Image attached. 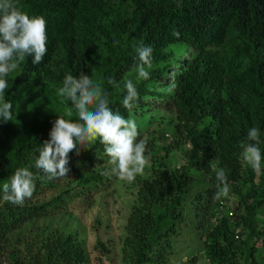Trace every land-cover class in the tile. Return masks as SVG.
I'll list each match as a JSON object with an SVG mask.
<instances>
[{
	"label": "trees",
	"instance_id": "1",
	"mask_svg": "<svg viewBox=\"0 0 264 264\" xmlns=\"http://www.w3.org/2000/svg\"><path fill=\"white\" fill-rule=\"evenodd\" d=\"M16 2L30 16L46 20L48 53L40 65L29 57L8 76L5 99L13 105L14 119L0 121V188L18 168H29L36 180L32 198L22 206L4 201L0 190V264L88 261L76 231L38 224L64 212L73 189L47 201L39 197L83 171H89L77 182L83 193L101 187L109 180L104 146L99 141L83 150L78 146L80 154L69 155L71 171L63 178L50 181L35 167L57 116L76 119L74 109L71 117L66 115L70 105L61 103L57 93L66 75L78 77L81 71L103 83L110 108L126 118L155 111L174 115L164 123L169 131L149 132L152 118L138 127L151 166L148 176L134 182L122 264H170L189 197L210 264H264V0ZM141 45L153 48L148 80L138 79L135 70ZM109 77L120 87L109 85ZM127 80L139 92L131 112L122 107ZM173 81L176 87L169 93ZM252 127L260 130V173L242 156ZM167 132L172 139L163 144ZM173 152L181 153L186 163L170 167L165 161ZM219 169L235 197L231 205V198H213ZM204 172L209 175L203 181Z\"/></svg>",
	"mask_w": 264,
	"mask_h": 264
},
{
	"label": "clouds",
	"instance_id": "2",
	"mask_svg": "<svg viewBox=\"0 0 264 264\" xmlns=\"http://www.w3.org/2000/svg\"><path fill=\"white\" fill-rule=\"evenodd\" d=\"M179 37V32L175 33ZM116 44L119 41L115 42ZM47 22L42 16H30L23 11L16 0H0V121H12L13 105L5 99L9 87L8 76L27 58L31 57L33 65L43 63L48 53ZM138 79L148 80L153 68V48L138 46ZM107 83L119 88L120 84L113 78ZM126 95L122 107L131 112L138 104L139 92L131 80L124 83ZM176 85L173 81L167 91L172 93ZM61 103L70 105L66 115L76 112V119L57 116L49 132V139L42 143L35 167L46 174L48 180H55L69 175V155L90 148L97 141L104 146V152L113 165L112 174L121 181L133 183L138 175H143L149 165L145 155L147 141L138 139L140 133L134 119L126 118L119 110L110 108L109 94L103 83L81 71L78 77L66 75L62 87L58 89ZM247 141L243 144L244 161L256 173L261 171L262 154L260 151V130L256 127L247 131ZM36 177L29 168H18L10 181L2 185L3 200L22 206L26 199H31L35 192ZM217 191L214 199H229L230 187L223 169L216 173Z\"/></svg>",
	"mask_w": 264,
	"mask_h": 264
},
{
	"label": "rangeland",
	"instance_id": "3",
	"mask_svg": "<svg viewBox=\"0 0 264 264\" xmlns=\"http://www.w3.org/2000/svg\"><path fill=\"white\" fill-rule=\"evenodd\" d=\"M134 78L136 79V76ZM160 86L156 85V88L159 89ZM171 117H174L171 112L155 111L151 116L132 119L136 121L138 127L143 128L146 125L143 124L144 121L152 118L153 123L149 126V132H152L163 127L168 131L171 130V127L168 128L164 124ZM166 137L167 140L163 144L172 139L169 132ZM165 162L170 167H179L185 164L186 160L181 153L173 152ZM150 166L149 158V165L145 168L144 174L137 177L148 176ZM104 168L109 180L97 190L83 193L82 189L77 187V182L89 172L83 171L72 174L59 182L56 191L45 192L39 197V201H47L63 190L73 189L71 196L65 199V211L57 216L41 220L38 224L48 229L64 227L76 231L88 255V261L85 264H122L120 249L125 233L124 227L135 199L134 182L121 181L115 174H112L113 165L109 160ZM208 175L204 172L200 180L204 181ZM190 199L191 197L182 207L184 220L178 226L179 234L176 237L170 264H210L203 255L204 248L199 231L195 229L196 220ZM234 200L235 197L232 196L228 204L231 205ZM193 257L195 261H192Z\"/></svg>",
	"mask_w": 264,
	"mask_h": 264
}]
</instances>
